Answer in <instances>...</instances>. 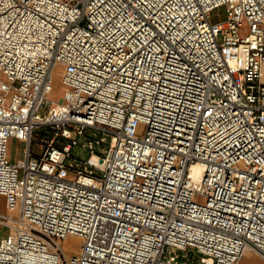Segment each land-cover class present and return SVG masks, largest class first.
<instances>
[{
  "label": "built area",
  "instance_id": "obj_1",
  "mask_svg": "<svg viewBox=\"0 0 264 264\" xmlns=\"http://www.w3.org/2000/svg\"><path fill=\"white\" fill-rule=\"evenodd\" d=\"M247 252L264 264V0H0V264Z\"/></svg>",
  "mask_w": 264,
  "mask_h": 264
},
{
  "label": "rangeland",
  "instance_id": "obj_2",
  "mask_svg": "<svg viewBox=\"0 0 264 264\" xmlns=\"http://www.w3.org/2000/svg\"><path fill=\"white\" fill-rule=\"evenodd\" d=\"M60 77H59V74L55 73L54 74V79H53V90L50 94V97L52 98H58L59 94L56 93V91H58L60 93ZM54 93H56L57 95L55 96ZM59 99V98H58ZM10 155L15 158L19 155H21V145H19L18 142H16L15 140H12L10 142ZM67 239V240H66ZM63 243H66L65 246H71V245H76V240L75 239H72V236H69L67 238H65L63 240ZM62 243V244H63ZM258 260V262H257ZM255 260V258H251V257H246V261H248L249 264H262L261 260L257 259ZM239 264V262H238Z\"/></svg>",
  "mask_w": 264,
  "mask_h": 264
},
{
  "label": "crops",
  "instance_id": "obj_3",
  "mask_svg": "<svg viewBox=\"0 0 264 264\" xmlns=\"http://www.w3.org/2000/svg\"><path fill=\"white\" fill-rule=\"evenodd\" d=\"M246 257L255 258V260H257V259L261 260L256 254H254V253H252V252H247V253H246V256L244 255V256L240 259L239 264H249L248 261H246ZM245 261H246V262H245ZM257 262H258V260H257ZM261 262H262V260H261ZM256 264H257V263H256ZM262 264H263V262H262Z\"/></svg>",
  "mask_w": 264,
  "mask_h": 264
},
{
  "label": "bare ground",
  "instance_id": "obj_4",
  "mask_svg": "<svg viewBox=\"0 0 264 264\" xmlns=\"http://www.w3.org/2000/svg\"><path fill=\"white\" fill-rule=\"evenodd\" d=\"M56 73L58 74V72H56ZM56 93L59 94L58 91H56ZM56 93H54L55 96L57 95ZM72 239H76V238L72 236ZM66 240H67V239H66ZM65 244H66V243H63L62 245L65 246ZM244 255L246 256V253H245ZM245 262H246V261H245Z\"/></svg>",
  "mask_w": 264,
  "mask_h": 264
}]
</instances>
